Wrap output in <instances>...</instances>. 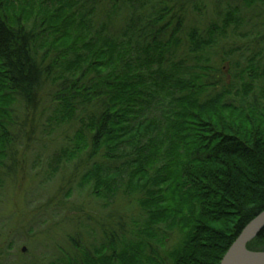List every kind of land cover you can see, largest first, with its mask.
<instances>
[{"label": "trees", "instance_id": "1", "mask_svg": "<svg viewBox=\"0 0 264 264\" xmlns=\"http://www.w3.org/2000/svg\"><path fill=\"white\" fill-rule=\"evenodd\" d=\"M143 2L0 0V190L69 125L57 162L115 208L87 224L101 245L68 235L80 254L52 264H221L264 211V0L217 5L206 29L186 27L191 0Z\"/></svg>", "mask_w": 264, "mask_h": 264}, {"label": "rangeland", "instance_id": "2", "mask_svg": "<svg viewBox=\"0 0 264 264\" xmlns=\"http://www.w3.org/2000/svg\"><path fill=\"white\" fill-rule=\"evenodd\" d=\"M135 1L145 4L143 1L146 0ZM191 1L194 3L187 7L186 27L198 25L206 29L213 22L221 24V18L215 12L216 6L225 8L228 0ZM124 5H127L124 0H116L119 18L126 13L133 14L132 9L127 11ZM197 5L201 7L200 11L195 10ZM259 29L264 32V26H259ZM251 38L238 39V45L247 44L252 48L254 35ZM233 40L228 37L222 44ZM211 54L214 56L215 53L212 51ZM70 134H73V129L69 125L53 131L48 126L39 135L41 141L21 148L22 165L18 176L16 179L7 178L0 190V264H52L62 252L78 256L80 251L71 245L68 235L80 242V249L90 250L93 245L103 243L99 228L94 238L89 236V225L94 227V220L105 217L114 206L102 207L103 204L92 195L91 185L79 187L80 177L73 176L79 159L57 162L59 149L68 145L66 136ZM88 216L92 218L88 219ZM80 224L82 227H77Z\"/></svg>", "mask_w": 264, "mask_h": 264}, {"label": "water", "instance_id": "3", "mask_svg": "<svg viewBox=\"0 0 264 264\" xmlns=\"http://www.w3.org/2000/svg\"><path fill=\"white\" fill-rule=\"evenodd\" d=\"M264 228V211L249 222L223 257L221 264H264V251L247 247ZM26 247L23 248V251Z\"/></svg>", "mask_w": 264, "mask_h": 264}]
</instances>
